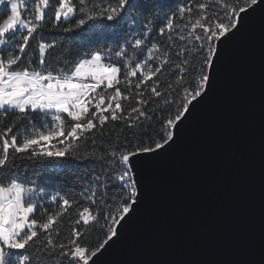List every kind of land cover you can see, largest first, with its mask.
I'll list each match as a JSON object with an SVG mask.
<instances>
[{"label":"snow or ice","instance_id":"1","mask_svg":"<svg viewBox=\"0 0 264 264\" xmlns=\"http://www.w3.org/2000/svg\"><path fill=\"white\" fill-rule=\"evenodd\" d=\"M256 13L264 0H0V264H101Z\"/></svg>","mask_w":264,"mask_h":264},{"label":"water","instance_id":"2","mask_svg":"<svg viewBox=\"0 0 264 264\" xmlns=\"http://www.w3.org/2000/svg\"><path fill=\"white\" fill-rule=\"evenodd\" d=\"M101 264H264V15L235 40L215 93ZM91 264V262H90Z\"/></svg>","mask_w":264,"mask_h":264},{"label":"trees","instance_id":"3","mask_svg":"<svg viewBox=\"0 0 264 264\" xmlns=\"http://www.w3.org/2000/svg\"><path fill=\"white\" fill-rule=\"evenodd\" d=\"M25 163H29V162H25ZM52 166H53V165H48L47 167H52ZM38 218H39V216H38ZM97 237L102 238V236H100V235L97 233V234H95L94 236L90 237V239L95 240Z\"/></svg>","mask_w":264,"mask_h":264}]
</instances>
